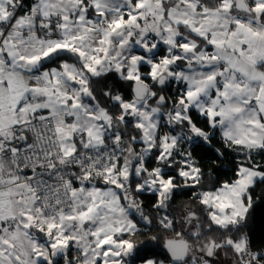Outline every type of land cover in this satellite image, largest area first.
I'll list each match as a JSON object with an SVG mask.
<instances>
[{
  "label": "snow or ice",
  "instance_id": "snow-or-ice-1",
  "mask_svg": "<svg viewBox=\"0 0 264 264\" xmlns=\"http://www.w3.org/2000/svg\"><path fill=\"white\" fill-rule=\"evenodd\" d=\"M111 74L130 96L97 91ZM217 131L234 175L204 189L194 153ZM258 156L264 0H0V264H165L162 238L167 264H264ZM180 187L206 218L169 213Z\"/></svg>",
  "mask_w": 264,
  "mask_h": 264
},
{
  "label": "trees",
  "instance_id": "trees-1",
  "mask_svg": "<svg viewBox=\"0 0 264 264\" xmlns=\"http://www.w3.org/2000/svg\"><path fill=\"white\" fill-rule=\"evenodd\" d=\"M32 3V0H24V10ZM113 87L114 92H119L125 97L130 96L131 89L123 82L119 81L114 74H111L106 81H102L101 84L96 85L97 91L102 92L105 86ZM182 86L176 83H172L167 86L166 91L162 94L168 96L169 106H171V100L175 99L179 94V90ZM197 121L202 120V117L195 116ZM203 127L204 125H200ZM167 131V129H164ZM140 146L137 145L136 148ZM187 149V146H184ZM217 149H220L224 154L219 155ZM195 161L201 165L204 173L203 186L204 189H213L218 187L224 181H230L234 175V166L236 164V154L231 150L223 147V141L220 137L219 131L213 137L211 144H201L197 147L194 153ZM257 160L264 163V160L258 156ZM147 162L150 166H155L154 157L149 155ZM192 189L180 187L176 190V195L173 200L170 201L171 208L168 210L171 215L177 219L187 210L191 209L197 211L202 218H206V213L201 211L198 201L193 203ZM252 196V208L249 210L247 220V231L250 234V240L255 249L264 248V183H257L251 189ZM140 199L143 200L146 212L155 213V210L151 208V204L155 202L156 197L151 193H144ZM163 215V210L161 211ZM74 258V256H73ZM147 258H155L157 260H164L167 264L168 256L163 249V238L158 245L152 247L151 251L147 253ZM230 260V254L226 256L223 252L220 253L219 261L227 262ZM63 264V261H61Z\"/></svg>",
  "mask_w": 264,
  "mask_h": 264
},
{
  "label": "built area",
  "instance_id": "built-area-1",
  "mask_svg": "<svg viewBox=\"0 0 264 264\" xmlns=\"http://www.w3.org/2000/svg\"><path fill=\"white\" fill-rule=\"evenodd\" d=\"M136 150L139 151V150H140V146H138V147L136 148Z\"/></svg>",
  "mask_w": 264,
  "mask_h": 264
},
{
  "label": "water",
  "instance_id": "water-1",
  "mask_svg": "<svg viewBox=\"0 0 264 264\" xmlns=\"http://www.w3.org/2000/svg\"><path fill=\"white\" fill-rule=\"evenodd\" d=\"M163 249H164V247H163ZM164 251H165V253L167 254V252H166V250L164 249ZM167 256H168V254H167Z\"/></svg>",
  "mask_w": 264,
  "mask_h": 264
}]
</instances>
